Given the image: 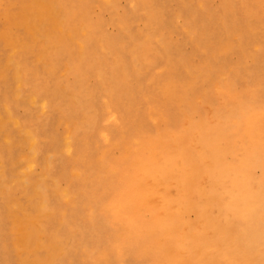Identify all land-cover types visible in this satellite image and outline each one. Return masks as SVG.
<instances>
[{
    "label": "bare ground",
    "instance_id": "obj_1",
    "mask_svg": "<svg viewBox=\"0 0 264 264\" xmlns=\"http://www.w3.org/2000/svg\"><path fill=\"white\" fill-rule=\"evenodd\" d=\"M88 1L0 0V42L13 46L22 45L25 37L42 40L38 59L52 75L63 66L55 56L75 43L80 64H64L67 72L74 71L83 82L86 65L89 75L103 83L95 95L63 84L60 93L79 104L80 118L66 117L69 108H58L67 129L50 135L54 158L64 152L73 159L78 149L86 167H72L61 176L50 177L46 170L35 176L36 132L14 119L9 103L22 98L26 107L41 110L48 104L35 93L24 95L29 66L6 60L14 72L2 69L0 80L6 89L10 78L16 85L0 106V153L7 152L9 160L8 170L0 168V238L6 259L59 264L58 253L68 247L59 230L65 224L75 231L71 213L82 207L91 223L97 207L107 211L99 195L112 193L109 216L117 234L111 241L121 259L132 251L150 257L152 264H264V0H222L216 9L206 0L185 1L190 18L178 28H172L175 23L169 24L165 11L150 9L145 11L143 42L126 28L121 30L123 43L89 23ZM155 23L161 34L151 30ZM117 26L125 27L121 21ZM181 28L196 55L174 50L169 36ZM21 29L27 32L24 37ZM81 33L84 40L79 41ZM93 37H98L100 55L93 50ZM28 48L23 47V54ZM235 53L238 62L232 60ZM153 55L166 68L144 81L141 73L157 65ZM234 81L242 88L226 91ZM115 91L129 97L121 102L124 118L111 98ZM227 103L233 108L221 114L217 107ZM204 107L209 116L197 119ZM234 116L241 119L233 121ZM105 119L115 122L110 130L98 126ZM93 129L105 139L99 152L88 142ZM91 158L98 159L97 167L89 165ZM17 183L28 190L26 201L7 198ZM97 185L102 191L93 197ZM82 198L90 201L79 205ZM44 250L48 260L39 257ZM95 259L107 264L108 257L101 252Z\"/></svg>",
    "mask_w": 264,
    "mask_h": 264
},
{
    "label": "rangeland",
    "instance_id": "obj_2",
    "mask_svg": "<svg viewBox=\"0 0 264 264\" xmlns=\"http://www.w3.org/2000/svg\"><path fill=\"white\" fill-rule=\"evenodd\" d=\"M145 1V0H143ZM189 3V0H148V4H143L141 0H113V4L108 5L103 0H90V8L87 6V18L89 19V23L95 25L97 30L101 34H105L108 36H112L113 38H117L121 43V39H125L121 30L123 29H130L133 30L136 34H139L140 41L143 42V35L147 24V13L145 11L151 9L153 10H163L167 14L169 19V24L175 23L172 25V28L177 25L176 27H180V24H183L190 18V11L186 9V2ZM208 5L213 7L214 9L220 6L222 0H206ZM190 8L198 10L197 6L194 4L188 5ZM186 9V10H185ZM199 11V10H198ZM3 17H0V26H2ZM263 18H260V21L263 23ZM122 22L125 27L119 28L117 26V22ZM156 29H154V28ZM151 30L156 32V34H161L158 31L157 24H152ZM27 33L25 29H21L20 35L24 37V34ZM163 35H165L163 33ZM30 36V35H29ZM174 44V50L179 51L184 56H194L196 55L195 50L193 49V45L190 42V39L187 37V34L181 28V31L176 29L175 33H172L169 36ZM79 41L84 40V34L81 33L78 35ZM98 37H93L91 39L93 41V47L95 52L100 55V49L98 46ZM42 40L33 41L29 37H25L24 42L22 45L17 42H12L13 46L10 44H6V42H0V72L2 69H5L9 72V74H13L14 69H9L7 64L5 63L6 60L9 58H14L22 67L29 66L26 71L27 75V82L24 84V95L29 94H37L43 97L45 102H47L48 107L45 110H41L35 106H27L24 102H21L22 98L19 99L17 102L10 99L11 102L9 103V108L12 112L14 119L20 121L21 123L30 126L37 135L38 138V147H39V154L35 158L34 168L31 169V174L35 176H39L46 171L49 172L51 176H61L65 173H69L72 171V167L76 168L86 167L85 164L86 160L84 159L83 152L80 150H76L73 159H71L68 155L64 152L59 154L57 158L53 157V152L51 150V138L50 135L54 131L60 132L61 134H65V130L67 129V124L63 122V115L62 111L68 109V111L64 112L66 117L71 118H80L79 108L77 105L70 103L68 100L64 99L60 93V89L65 85H70L76 87L77 89H82L83 91L93 92L94 95L96 93H100L101 88L103 86L102 80L99 79L97 75H89L88 69L85 67L82 68V72L84 73V80L79 81L76 77L75 72H67V68L64 64L68 65L69 61L72 63L79 62V53L75 43L70 44L72 47L65 53H59L55 56V59L63 65L61 69L54 75L49 74L43 67L42 63L38 59L39 54L43 50ZM28 45L29 48L24 52H22L23 47ZM45 51V50H44ZM103 54V53H102ZM49 57V56H48ZM152 60L157 63L155 69L153 71H147L145 74L142 72L141 76L143 77L144 81L149 80L155 75L163 72L165 70V66L163 63L158 62V59L155 55L151 56ZM232 60L238 62L239 57L235 53L232 56ZM91 63L95 64L94 61L91 60ZM249 65L256 66L255 62L249 61ZM240 81V80H239ZM239 81L232 82L233 85L227 87V90L237 91L242 88V84ZM11 86L10 89H16V85L14 84L13 80L10 78L9 80ZM148 85H145L144 89L146 90ZM129 88H132L130 86ZM10 89H6V86L3 85V81L0 80V106L3 105V97L6 96V93H9ZM106 93H104L105 95ZM111 98L115 102V107L118 110V114L122 116V118L126 117L125 109L123 107L124 102H128L129 97L126 95H121L115 91L111 93ZM160 98V104L163 103L162 98ZM216 101V100H215ZM123 102V103H121ZM72 105V106H71ZM157 105V104H156ZM157 107H159L157 105ZM58 108H61L62 111L58 112ZM197 108V107H196ZM221 114H223L228 109H232V105H227L223 107H217ZM187 110H191L190 108H186ZM145 110V107L143 111ZM206 107L201 108L198 110L197 119L206 120L209 116V111ZM144 119V115L141 117ZM237 119H241V117L234 116L232 120L236 121ZM98 126L104 130H110L112 126H114V121L107 119L100 121ZM183 120L180 119V123ZM240 122V121H239ZM71 128V126H70ZM151 129H153L151 125ZM96 129H93L91 133L87 135H91L88 138V142L92 145V149L98 151L105 147V139H103L100 134L96 133ZM150 131V129H149ZM79 138H82L81 134H79ZM97 147L99 150H97ZM95 152V155L98 153ZM8 153L2 151L0 153V168L4 170L9 169V160L7 158ZM96 157V156H95ZM44 158L46 163L44 162ZM97 160L96 158H91L89 165L94 168L97 167ZM46 170V171H44ZM103 177V174H100ZM64 186H67L68 182L66 180L62 181ZM76 192L75 190H72ZM102 188L97 185V188L94 191V196H97L101 193ZM28 190L23 188L20 183L14 185L11 189V193L7 198H11L15 201H26L29 198ZM101 200L105 203V209L107 211H101L100 207L94 211L95 219L93 222L90 223L88 220V211L82 207H80L77 213L72 214L73 224L75 231H71V226L73 225H65L62 229L59 230V233L65 237L66 243H68V247L65 252L61 254L58 253L56 257V263L59 264H97L96 257L101 252L107 255V264H152V259L150 257H143L140 253L134 254L132 251L125 254V257L121 259L120 253L117 251V247L113 245L115 240L117 230L110 219L109 212L110 211V204L114 198L113 194H101L99 195ZM84 199V198H82ZM80 200V199H79ZM87 200V199H86ZM79 201V205L85 204V201ZM87 200L86 202H89ZM53 206L55 207L56 204L54 203ZM70 212V211H69ZM68 212V213H69ZM67 213V214H68ZM112 213V212H111ZM60 216H63L60 214ZM59 219L56 218V221ZM52 224L48 229L53 231ZM112 240V241H111ZM7 247L3 244L2 238H0V264H7L6 261L8 260L11 264H13L10 257L6 259L5 251ZM10 251V249H9ZM13 253V252H12ZM140 255V256H139ZM142 256V257H141ZM39 257L48 260L46 250L41 251ZM95 260V261H94ZM14 264H17V262ZM99 264V263H98Z\"/></svg>",
    "mask_w": 264,
    "mask_h": 264
}]
</instances>
